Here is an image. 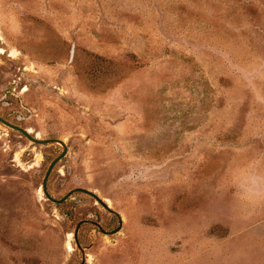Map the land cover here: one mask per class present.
Masks as SVG:
<instances>
[{"label": "rangeland", "instance_id": "obj_1", "mask_svg": "<svg viewBox=\"0 0 264 264\" xmlns=\"http://www.w3.org/2000/svg\"><path fill=\"white\" fill-rule=\"evenodd\" d=\"M0 117V264H264V0H0Z\"/></svg>", "mask_w": 264, "mask_h": 264}, {"label": "water", "instance_id": "obj_2", "mask_svg": "<svg viewBox=\"0 0 264 264\" xmlns=\"http://www.w3.org/2000/svg\"><path fill=\"white\" fill-rule=\"evenodd\" d=\"M0 122L3 123L4 125H6L7 127L13 129V130H16L20 133H22L24 136H26L28 139H30L31 141L35 142V143H47L48 141H41L39 139H35V137H32L31 135H29V132L24 129V128H21L17 125H14V124H11L9 123L8 121L4 120L3 118L0 117ZM66 152V149L64 148L63 152L57 156L49 165L48 169H47V172L42 180V184H41V189H42V192L43 194L45 195V197L51 201V202H54V203H61L63 201H65L68 196L71 194V193H74V192H80V193H83V194H86L90 197H92L97 203H99L104 209H106L108 212H111L113 214H115L114 211H112V209L98 196L96 195L93 191L89 190V189H85V188H81V187H77V188H74L72 190H70L66 195H64L63 197L59 198V199H55L54 197H52L48 191H47V188H46V182H47V178L49 176V173L50 171L53 169L54 165L59 162L61 160V158L64 156ZM78 227L79 225L76 227L74 233H73V236H74V239H75V242L77 241L76 238H77V230H78ZM120 227H117L116 229H114L113 231H110V232H107L108 234H112L114 232H116ZM77 243V242H76Z\"/></svg>", "mask_w": 264, "mask_h": 264}, {"label": "bare ground", "instance_id": "obj_3", "mask_svg": "<svg viewBox=\"0 0 264 264\" xmlns=\"http://www.w3.org/2000/svg\"><path fill=\"white\" fill-rule=\"evenodd\" d=\"M13 54V53H12Z\"/></svg>", "mask_w": 264, "mask_h": 264}]
</instances>
